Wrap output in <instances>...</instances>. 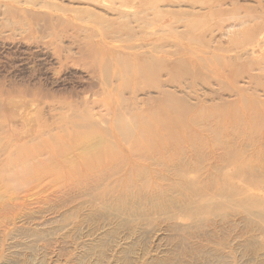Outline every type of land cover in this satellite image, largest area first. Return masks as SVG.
Returning a JSON list of instances; mask_svg holds the SVG:
<instances>
[{"label":"rangeland","instance_id":"obj_1","mask_svg":"<svg viewBox=\"0 0 264 264\" xmlns=\"http://www.w3.org/2000/svg\"><path fill=\"white\" fill-rule=\"evenodd\" d=\"M263 20L0 0V264H264Z\"/></svg>","mask_w":264,"mask_h":264},{"label":"bare ground","instance_id":"obj_2","mask_svg":"<svg viewBox=\"0 0 264 264\" xmlns=\"http://www.w3.org/2000/svg\"><path fill=\"white\" fill-rule=\"evenodd\" d=\"M231 5H233V4H231ZM236 7H237V6H236ZM239 7H240V6H239ZM244 7H246V6H244ZM244 7L239 8V9H244ZM219 8H220V6L218 7V9H219ZM236 9H237V8H236ZM253 9H254V8H253ZM223 10H224V9H223ZM233 10H234V9H232V11H233ZM254 10H255V9H254ZM218 11H220V10H218ZM221 11H222V10H221ZM232 11H231V12H232ZM261 11H262V10H261ZM222 12H223V11H222ZM225 12H226V11H225ZM235 12H236V10H235ZM237 12H238V11H237ZM239 12H241V11L239 10ZM239 12H238V13H239ZM253 12H254V11H253ZM253 12H252V14H253ZM259 12H260V10H259ZM164 13H165V12H164ZM164 13H163V14H164ZM182 13H183V12H182ZM187 13L189 14V12H187ZM215 13H216V12H215ZM229 13H230V12H229ZM245 13H246L247 16H249V17H250V15H252L251 13H250V15L248 14V13H249V10H247ZM245 13H244V14H245ZM169 14H170V13H169ZM184 14H185V15H184ZM192 14H193V13H190V15H192ZM216 14H221V12H220V13L217 12ZM232 14H233V13H231V15H232ZM234 14H235V13H234ZM259 14L261 15L262 12L259 13ZM167 15H168V14H167ZM171 15L173 16L174 14H171ZM178 15H180V13H179ZM183 15H184L183 18H184V17H188V16L186 15V13H183ZM222 15H224V14H222ZM225 15H226V17L224 16V19L229 17V16L227 17V14H225ZM231 15H230V16H231ZM256 15H257V17H255V18L257 19V18H258V12H257V14H255V16H256ZM162 16H163V15H162ZM181 16H182V14H181ZM233 16H234V15H232V19H233ZM236 16H237V15H236ZM238 16H240V15H238ZM247 16H245V17H247ZM173 17H176V15L173 16ZM242 17H243V15H242ZM249 17H248V18H249ZM100 18H101V17H99V19H100ZM191 18L193 19V16H192ZM237 18H238V17H237ZM239 18H240V17H239ZM248 18H246V19L248 20ZM252 18H254V16H253ZM255 18H254V21L256 20ZM101 19H102V18H101ZM176 19H177V18H176ZM184 19L187 21V23L189 22V21L187 20V18H184ZM188 19H189V18H188ZM224 19H223V20H224ZM232 19H231V20H232ZM234 19H235V20H234ZM234 19H233V20L236 22V21H237V20H236V17H235ZM241 19H242V18H241ZM244 19H245V18H244ZM250 19H251V17H250ZM260 19H261V17H260ZM260 19H259V20H260ZM239 20H240V19H239ZM247 20H245V21L247 22ZM178 21H179V20H178ZM248 21H249V20H248ZM105 22H107V21H105ZM105 22H104V23H105ZM110 22H111V21H110ZM110 22L108 21L109 25L111 24ZM191 22H192V21H191ZM238 22H241V21H237V23H238ZM263 22H264V20H263ZM108 23H107V24H108ZM189 23H190V22H189ZM189 23H188L187 28H190V26H191V23H190V26H189ZM261 23H262V21H261ZM235 24H236V23H235ZM235 24H234V26H235ZM238 24H239L238 26L242 25L241 23H238ZM243 24H245V23H243ZM252 24H253V22H252ZM257 24H258V22H256V26H255V27H260V26H258L259 24H258V25H257ZM262 24H263V23H262ZM262 24H261V25H262ZM236 25H237V24H236ZM254 25H255V24H254ZM126 26H127V25H126ZM242 26H243V25H242ZM251 26H253V25H251ZM262 26H263V25H262ZM122 27H124L123 24H122ZM122 27H121V28H122ZM231 27H233V25H232ZM236 27H237V26H236ZM220 28H221V27H220ZM239 28H240V27H239ZM249 28H250V27H249ZM261 28H262V27H261ZM261 28H258V30H260ZM118 29H119V28H118ZM122 29H123V28H122ZM125 29H126L125 31H129V30H127L128 27H126ZM243 29H245V28H242V30H243ZM254 29H255V28H254ZM120 30H121V29H120ZM123 30H124V29H123ZM207 30H208V29H207ZM251 30H252V29H251ZM251 30L248 31V32L251 33ZM253 31H254V30H253ZM255 31H257V30L255 29ZM262 31H263V30H262ZM262 31H261L260 33L258 32L259 34H257V36H256V33L254 32V36H256L257 39L254 37L253 40H254L255 43H256V47H259V48H260V47L262 48V46H260V44L264 46V33H263L264 31H263V32H262ZM217 32H218V31H217ZM220 32H221V30H220ZM220 32H218V33H220ZM226 32H227V31H226ZM239 32H241V31H239ZM245 32H247V29H246V31H244V33H245ZM248 32H247V33H248ZM231 33H232V34H231ZM228 34L231 35V36H234V37L236 38L235 33H234L233 31H231V32L228 31ZM245 34H246V33H245ZM219 35H220V34H219ZM224 35H225V34L223 33V36H224ZM226 35H227V33H226ZM238 35H240V33H239ZM241 36H242V37L244 36V35H243V31H242V35H240V37H241ZM245 36H246V37H247V36H250V37H247V41H245L246 38L244 37V41H245V42H244V45H245V44L249 45V44L246 43V42H248V38H251V35L248 34V35H245ZM234 37H233V38H234ZM252 37H253V35H252ZM221 38H222V37H221ZM251 39H252V38H251ZM251 39H250V40H251ZM196 40H197V43L199 44V42H200L199 38H197ZM233 40H235V39H233ZM198 41H199V42H198ZM201 41H202V40H201ZM241 41L243 42V39H242ZM241 41H237L236 43H238V45H240L241 43H239V42H241ZM195 42H196V41H195ZM202 42H203V41H202ZM202 42H201V43H202ZM204 42H205V40H204ZM257 42H258V44H257ZM206 43H207V42H206ZM231 44L234 45L235 43H231ZM250 44H251V41H250ZM199 45H200V44H199ZM203 45H204V44H203ZM206 45H207V44H206ZM206 45H205V46H206ZM242 45H243V44H242ZM257 45H258V46H257ZM235 46H236V44H235L233 47L237 50V48H236L237 46H236V47H235ZM231 47H232V46H231ZM240 47H241V46H240ZM217 48H218V50H219V47H217ZM217 48H215V50H217ZM259 48H258V49H259ZM160 49H161V48H160ZM220 49H221L220 51H223V50H224V48H221V47H220ZM235 49H234V50H235ZM242 50H243V49H242ZM225 51L228 52L229 50L227 51V50L225 49ZM263 52H264V51H263ZM239 54H240V53H239ZM240 55H241V54H240ZM239 57H240V56L238 55V58H239ZM240 58H241V57H240ZM0 141H1V140H0ZM10 146L12 147V145H10Z\"/></svg>","mask_w":264,"mask_h":264}]
</instances>
